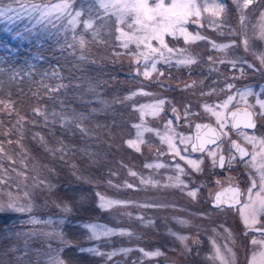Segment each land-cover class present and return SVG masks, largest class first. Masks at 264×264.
<instances>
[{
    "label": "rangeland",
    "instance_id": "obj_1",
    "mask_svg": "<svg viewBox=\"0 0 264 264\" xmlns=\"http://www.w3.org/2000/svg\"><path fill=\"white\" fill-rule=\"evenodd\" d=\"M142 2L143 0H120V3L128 5ZM164 2L165 6L168 7L173 2L180 3L181 0H164ZM204 2L209 6L210 10L203 12L199 18L202 26L193 23L197 19L196 17H190L188 23L184 26L193 35L199 33L206 39L190 41L186 44L183 37L177 39L165 34V43L175 49H185L186 55H190L195 59L197 56L192 53L195 48L216 49L212 47V43L229 45L224 50L226 55L223 58H235L253 64L254 68L252 69L255 75L252 80L238 83L234 79H230L228 82L234 83L237 89L250 87L255 93L260 94L261 98H264V68L260 65L259 60L260 54H264V36H262L264 34V20L260 17V11H264V6L256 8L255 11L252 10L255 5L250 6V9L245 10V20L242 23L240 13L233 0H217V2L225 5V11L221 13L220 17L212 15V12L215 11V9L211 8L213 0H204ZM89 3L90 0H75L74 7L76 9H86ZM147 3L152 8L156 3H159V0H147ZM86 18L87 15L81 17L82 20ZM105 19L107 25L99 28L100 36L97 38L96 43L101 47H103L104 43L107 45L105 48L98 49L88 43L89 56L92 54V57L90 56V64L85 65V69L88 68L85 73L90 75L91 78L102 80L100 85H103V90L101 91L98 90V87L93 82L90 85L94 88L97 101L94 108L104 103L112 106L119 104L118 106L121 108L122 113V125L119 127L122 135H116L115 141H108L103 136V142L107 144L112 153L111 163L107 166L109 168L108 172L104 171L97 176H86L83 174L77 177H79L78 183L91 186L96 195L95 203L98 208H100L98 193L105 197V201L117 200L128 203L116 204L102 209L104 218L101 217V212L92 218L84 219V221L80 220L82 223L74 221L83 226L80 228L85 233L86 243L81 244L79 249L99 247L102 252H111L115 249L133 250L127 255L118 253L107 261V264H133L134 261L136 264H222L221 258L218 257L215 261L212 259L215 251L213 241H215L216 247L220 249L221 257L224 261H228V264H253L254 256L255 264H264V260L260 256V253L264 252V246L251 244V238L254 235L252 232H249L247 236L244 234L246 229L239 211L226 207L215 210L210 205L214 192L222 185L228 183L229 177L234 180V174L237 172L235 173L232 168H226L225 170H220V168L213 169L211 160L206 157V154L192 153L193 159L204 157V163L201 165L203 171L193 172L179 157L173 160L172 154L167 151V144L161 143L160 136H157L155 131L148 132L141 129L145 143L140 146L141 151L139 153L128 147L126 143L129 139H136L137 129L134 125L142 124L146 128L158 130L163 135L166 131L164 125L168 119L173 120L176 132L193 137V127L196 121L207 119L216 121L214 116L204 112L203 104L207 103L213 106L221 104L227 99L229 94L227 89L224 86L222 88L224 91L219 89V91L215 90V92H212L195 74L187 75L188 72L183 76L179 71L175 70L174 73L176 74L173 76L170 75L172 72L166 75L169 65H173L172 68L182 66L176 64V56L173 57L171 64L163 62L157 64V68L164 71V76H158L156 72H153L150 78H145L142 74L137 75L135 70L138 65L134 62V59L140 58L139 69L142 73L143 57L132 56L130 53L148 50L143 44L137 49L135 42H130L128 49L121 47V41L116 40V36L120 35L116 28L121 27L129 35L138 36L142 34L144 25L148 28L154 27V21L144 17L143 24H136L134 11L129 12L124 23H119L116 20V16L111 13ZM213 19L222 21L219 27L210 25L209 21ZM156 22L163 24V20L159 18H157ZM128 24H132L133 27L128 28ZM46 32L49 31L46 30ZM90 33L85 34V38L88 41L91 40L88 36ZM245 41H247V46ZM150 43L152 47H160L159 42L155 39H152ZM165 54L167 55L166 50ZM100 55L102 56L100 57ZM247 63L244 65H247ZM193 81H196V84L193 85ZM161 82L164 86H161ZM185 84L191 86L186 88L184 87ZM169 85L170 87H168ZM141 89L152 95L140 94ZM107 91L109 94H107ZM133 93H136V95H132ZM201 93H206V95H201ZM219 96H221L220 100L217 99ZM158 98L169 99L181 112L183 105H190L191 112L195 114L191 117V125L189 126L183 118L177 125L168 104L165 105V111L161 112L159 116L154 117L149 114L145 115L143 120H141L138 111L139 106L152 103ZM248 100L249 103L255 102L254 97H249ZM98 103L99 105H97ZM236 103V101H233L229 105V109ZM216 110L221 111L219 108ZM225 131H228L229 137H232L230 123L225 128ZM168 134L171 135L172 133L169 132ZM179 146L183 148V145ZM157 148L162 149L165 153L158 158L156 154ZM226 148L227 145H225ZM257 152H259L258 146ZM182 154L187 155V153ZM106 158V156H103L104 165ZM146 163H164L167 165L179 163L189 173V175L180 176V179L188 184V189H199L196 199L189 197L187 190L181 191L176 187L165 186L174 182L169 180V177L176 175L174 167L145 168L144 165ZM13 169L16 171L15 180L12 182L14 183V188H0V198L7 201L9 194L14 197L19 196L21 203L28 202L32 205V214L30 216L26 214L23 217L24 213L18 212L20 215L15 219L18 223L7 230L9 236L15 241L13 246L15 249L14 260L9 264H50L51 259L56 255L63 261V264H69L64 257L63 250L74 243L68 238V231L65 227L67 226L66 222L70 221V216L68 215L73 213L74 210L71 209L69 204H66L70 211L63 213L65 205L49 200V198L40 201L38 195L42 196L41 189L43 186L39 185V181L37 179L28 180L21 169L16 167ZM129 170L136 172L137 176H131ZM18 173L19 175H17ZM113 173L115 174L113 175ZM244 175L242 176L245 179ZM141 178H150L152 181H159V183L156 186L142 184ZM109 180H111V184H109ZM217 181H221L222 184L218 185ZM245 182V184H249L246 179ZM129 183L133 185L132 188L126 187V184ZM255 190L258 191L259 189ZM25 192H29L31 195L25 197ZM146 203L164 206L141 207V205ZM47 204L55 205L62 210H58L57 213L45 210L38 212L40 210L39 207H44ZM141 216L145 218L143 223L138 219ZM31 217L39 219L42 223L35 226L31 223H23ZM261 219L264 220V217ZM148 220H151L152 223H147ZM45 221L48 223H43ZM178 221H187L188 223L181 224ZM19 223L23 224L19 225ZM90 223L106 225L118 231L124 229L132 233V235L101 236L99 240H89L88 236L90 233L84 225ZM33 231L36 234L24 235ZM17 233H21V235L17 236ZM55 233H60V236H56ZM172 233L185 236L188 239L182 243ZM193 240H198L199 243L194 244ZM141 248L145 251L159 249L163 255L143 257V254L139 251ZM229 249L231 250L230 252L228 251ZM92 256L98 258V260L100 259L98 264H105L103 257Z\"/></svg>",
    "mask_w": 264,
    "mask_h": 264
},
{
    "label": "snow or ice",
    "instance_id": "obj_2",
    "mask_svg": "<svg viewBox=\"0 0 264 264\" xmlns=\"http://www.w3.org/2000/svg\"><path fill=\"white\" fill-rule=\"evenodd\" d=\"M16 5L18 6L16 9L11 7L8 8H0V17H5L11 22L13 19H20L22 16H27L29 19H35V23L37 25H42L45 30L51 29L56 30V34L59 36L60 34H68L70 33L71 39L68 38V35L64 36L63 44L61 45V51L72 49L73 55L75 54V50L78 48L80 51V59H86V46L89 41L85 38V34L88 32L92 33L93 41H95L100 36L99 28L101 26H106L107 21L106 17H109V14L116 16V20L119 23H124L125 18L128 16L130 11L135 12V23L143 24V18L146 17L149 20H153L155 26L148 28L146 25L143 26L141 35H129L128 32H125L123 28L117 27L116 31L120 33V35L116 36V40L121 41L120 46L124 49H128L130 42H135L137 49L140 48V45L143 44L148 51H138L135 53H130L132 56L143 57L144 65L143 72L141 73L139 69L140 60L137 59L136 63L137 67V75H143L145 78H150L153 72H156L158 76H164L165 73L163 70L157 68V64L163 62L165 64H171L173 62V57L176 56V64L182 66H190L197 63V60L190 55H186L185 49H175L173 47H169L168 44L165 43L164 35H171L174 38L183 37L185 43H189L190 41L196 40H204L206 37L197 33L193 35L188 32L186 27L184 26L188 23L190 17H196L197 19L193 21V23H198L199 18L201 17L203 12H208L209 6L204 2V0H181L180 3L173 2L170 6L166 7L164 0H159V3H156L154 7L150 8L147 0H143L142 3L128 5L120 3V0H90L88 7L76 9L74 7L75 0H14ZM233 3L236 5L240 13V19L243 23L245 20V10L250 9V6L255 5V8L252 10L255 11L256 8L260 6H264V0H233ZM211 8L215 9L212 12L214 17H220L221 13L225 11V5L223 3L217 2V0H213ZM8 12H15L14 16L6 15ZM151 13V15H149ZM87 15L86 19H81L82 16ZM260 17L264 20V11H260ZM157 18L163 20V24L157 23ZM211 26L219 27L222 21L213 19L209 21ZM78 26H82L83 31L77 32ZM128 28H132V24L127 25ZM51 34V33H50ZM264 36V34H262ZM155 39L159 42L160 47H152L150 41ZM247 46V41H245ZM212 47L219 49L221 51L226 50L229 45L227 44H216L212 43ZM165 50L167 55L165 54ZM182 57V58H179ZM260 65L264 68V54H260L259 56ZM208 61L211 65L216 64H227L230 65L232 69H237L240 73V76L246 75V70L243 67L246 61L238 60V59H227L220 58L216 59L213 56L208 57ZM247 68L252 69L254 65L251 63H247ZM33 67L29 66L27 69H9L7 74L9 76V83L15 82L18 78L24 76H31L33 74ZM210 71H219L218 68L210 67ZM5 75V70L0 68V77ZM45 78L48 77V73L45 72L42 74ZM51 76L57 79H61L58 68H53L51 71ZM235 79V77H233ZM196 84V81H193V85ZM161 86H164L161 82ZM191 85L185 84L184 87H190ZM44 94L50 99H56L57 97L54 95L59 93L62 89H66L69 87V84L58 83V84H44ZM170 87V85L168 86ZM225 89L228 91L227 99L224 100L219 105H209L207 103L203 104V109L205 113H210L211 116L216 118L217 128H213L209 124H195V128L197 130V134L195 137L185 136L182 133L176 132L175 127L173 126V120L168 119L164 125L166 131L163 135L158 130L152 128H146L142 124L134 125L137 129L136 139H129L126 141L128 147L133 148L136 152L141 151V145L145 143L142 131L153 132L155 131L157 136H160V140L162 144H167V151L171 153L173 156V160L176 157H179L180 160L184 161L193 172H202L203 169L201 165L204 163V157L200 159H193L192 153H204L206 157L211 160V167L213 169H231L236 163H243L246 169L257 170L259 175V182L255 179V174L250 176V187L247 190V198L241 199V197L245 194L241 193L238 187H231L229 189H225V192H230L231 195L227 198H223L222 192H217L214 199V206L216 208H220L221 205H227L229 208L236 207L239 205V213L243 220L245 226V235L247 236L250 231L256 232L259 235L253 236L251 238V244L254 246H264V220L261 218L264 217V136H257L255 132L249 134L247 132L242 131L241 129H256L257 122H264V98L260 97V94L255 93L250 87H245L244 89H237L234 83L228 82L226 78ZM224 91V89H221ZM212 92H215V89H212ZM140 94L142 95H152L151 93L144 92L142 89L140 90ZM132 95H136L133 93ZM201 95H206V93H201ZM254 97L255 102L249 103L248 98ZM128 99V98H126ZM236 101L235 110H229V105ZM103 103V101H101ZM168 104L170 106V111L172 115L175 117L177 125L180 120L183 118L186 123L191 125V117L195 115L191 112L190 105H183L182 112L180 109L176 107V105L172 104L170 100L166 98H158L154 100L152 103L146 105H140L138 108L140 119L143 120L145 115H152L154 117L159 116V114L165 111V105ZM219 108L221 111H217ZM12 103L10 101H5L0 99V111H6L7 114L11 117L12 113ZM95 111V110H94ZM33 112L36 115H39L43 118V124L48 126L50 123H56V117L60 114L51 113L49 114L47 110L35 108ZM71 119H65L63 117L60 118L59 123L61 127L68 128L71 126H75V128L81 132L82 135H87L89 129L83 127V121L88 119V117L84 116L82 113H76L72 111L69 113ZM51 116V119H50ZM2 121H0V125H2ZM33 123H36L33 121ZM231 124V129L236 130L237 135L242 137V139L247 143L252 145V151L250 152L246 147L242 146L241 143H238L236 140H232L229 137L228 131H225V128ZM208 129V132L202 137L200 135V129ZM26 131L25 127V117L20 116L18 113L16 115V120L14 123L9 124V128L3 131L4 139H0V169H3V172H0V188L6 187L11 182V178L7 177L5 173L11 169V166L5 167L4 160L11 161L13 159L12 155L7 154V149L5 148V144H12L13 141L8 139L10 136H16V143L22 142V137L24 132ZM172 134L169 135L168 133ZM39 136V133L35 134ZM35 138V136H34ZM43 140V137H40ZM227 142V148L225 149V143ZM179 145H183L181 148ZM210 145L212 147H210ZM257 146L259 147V152H257ZM182 153H187L184 155ZM226 153V154H225ZM157 158L161 155H164V151L160 148L156 149ZM19 155H24L23 149L20 150ZM62 156V153H61ZM259 156V160H258ZM248 158V159H246ZM145 168H165V167H174L176 170V175L174 177H169V180L174 181L171 184L165 185L166 187H176L181 191L187 190V195L192 199H196L199 189H188V184L180 179V176L189 175L188 172L179 164L175 163L174 165H167L164 163H146L144 165ZM115 173H113L114 175ZM129 174L133 177L137 176V173L129 170ZM19 175V173L17 174ZM228 182L233 183V179L231 177L228 178ZM41 185L43 182H40ZM111 180H109V184H111ZM142 184H152L156 186L159 181H152L149 179L141 178ZM218 185H221V181L216 182ZM47 187L50 189L52 186L48 184ZM126 187L132 188V184H126ZM258 187V191L253 193V189ZM25 197H29L31 193L25 192ZM99 196V207L101 209H105L107 207H111L116 204H125L128 202L125 201H117V200H108L105 201V197L97 194ZM164 205L160 204H150L146 203L141 205V207H163ZM32 205L28 202L21 203V198L19 196H12L9 194L7 201H4L3 198H0V212L4 211H12V212H30ZM65 212L70 211V209L65 205ZM138 219L143 223L145 222V218L143 216L138 217ZM181 224H187V221H178ZM23 223H31L34 226L36 224L42 223L39 219L35 217H31L28 221ZM47 224L48 222H43ZM147 223L151 224L152 221L148 220ZM85 228L89 230L90 235L88 236L89 240H99L101 236L103 237H111L113 235H129L132 233L127 232L124 229H120L119 231L108 227L106 225L90 223L85 224ZM36 234L33 231L30 234L24 235H34ZM44 235H52L45 234ZM17 236L21 235V233H17ZM56 236H60V233H55ZM172 235H176L177 239H179L182 243L185 242L188 238L182 235H177L176 233H172ZM193 243H199L198 240H193ZM214 247V255L212 257L213 261H215L218 257L221 258L222 264H228V261H224L221 257L220 249L216 247L215 241H213ZM185 248L187 249V245L185 244ZM15 251V249H13ZM81 252L91 253L95 256H101L105 259V264L107 261L111 260L113 256H116L118 253H122L127 255L129 252L133 251L132 249H115L111 252H102L99 247H91V248H81ZM139 251L143 254V257H157L163 255L159 249L155 251H145L144 249H139ZM231 251L230 249L228 250ZM262 260H264V252L260 253ZM50 264H63V261L59 258L58 255L54 256ZM133 264H136L134 261ZM253 264H255V256L253 257Z\"/></svg>",
    "mask_w": 264,
    "mask_h": 264
},
{
    "label": "trees",
    "instance_id": "obj_3",
    "mask_svg": "<svg viewBox=\"0 0 264 264\" xmlns=\"http://www.w3.org/2000/svg\"><path fill=\"white\" fill-rule=\"evenodd\" d=\"M8 7L16 9L18 6L14 0H0V8ZM6 15L14 16L15 12H8ZM47 31L49 32H46L42 25H37L34 18L22 16L9 22L5 17H0V68L5 70V75L0 77V99L10 101L13 109L11 117L6 111H0V121L3 122L0 125V139H4L2 133L9 128L10 122H15L17 113L25 117L26 127L21 143H16V136L8 137L13 143L5 144V148L13 159L4 160L3 163L5 167L10 165L11 169L15 167L21 169L28 180L39 181V185L43 186L42 196L38 195L40 201L49 198L62 205L69 204L74 210L68 215L70 221L66 222L65 227L68 238L74 243L63 250L69 264H98L100 259L80 251L79 246L86 243L85 233L81 231L82 225L74 221L82 223L80 220L92 218L101 212V217L104 218L103 210L95 203L96 195L91 186L78 183L77 176L83 174L97 176L109 171L107 166L111 163L112 153L103 142V136L108 141H115L116 135H122L119 127L122 125L121 108L119 104L112 106L107 103L94 108L97 101L94 88L90 85L93 82L100 91L103 90V85H100L102 80L93 77L92 79L85 73L88 69H85V65L90 64V56L92 57V54L89 56V45L86 46L87 58L82 60L78 48L74 55L72 49L61 51L64 36L68 35L71 39L70 33L58 36L56 30L50 26ZM82 31V26H78L77 32ZM88 36L92 47L98 49L106 47L105 43L103 47L98 46L97 39L93 41L91 33ZM29 66L34 69L31 76H24L9 83L7 74L9 69L22 67L27 69ZM53 68H58L61 79L51 76ZM245 70L247 73L245 80H252L255 75L253 69L246 67ZM45 72L49 74L47 78L42 75ZM58 83L69 84V87L54 94L56 99L45 96L43 85ZM35 108L47 110L49 114L55 112L60 115L56 117L54 125L50 123L45 126L43 118L33 112ZM72 111L88 117L82 124L89 129L87 135H82L74 125L68 128L61 127L60 118L70 120L69 113ZM36 133H39V136H36ZM40 137H43V140ZM21 149L24 152L22 156L19 155ZM103 156L107 157L105 165ZM0 172H3V169H0ZM15 174V169L5 173L11 178L6 187L14 188L12 182L15 180ZM48 184L52 186L50 189L47 187ZM39 208L38 212L45 210L57 213L58 210H62L48 204ZM26 214L30 216L32 212H24L23 217ZM19 215L20 213L12 211L0 212V264H9L14 260L15 241L7 230L18 223L15 219Z\"/></svg>",
    "mask_w": 264,
    "mask_h": 264
},
{
    "label": "flooded vegetation",
    "instance_id": "obj_4",
    "mask_svg": "<svg viewBox=\"0 0 264 264\" xmlns=\"http://www.w3.org/2000/svg\"><path fill=\"white\" fill-rule=\"evenodd\" d=\"M195 56H197L196 60L197 63L190 65V66H175L174 68L173 65H169L167 67L166 70V75L169 74L170 72H172V74H170L171 76H173L175 72V70L179 71L181 73V75H190V74H195L200 80H202L207 86L208 89L210 91H212V89H215L216 91H219V89L224 88L225 86V82H226V78L229 81L230 79H233V77H235V81H237L238 83L245 81L246 75L244 76H240V73L237 69H232L230 65L227 64H216V65H211V63L208 61V57L211 55L216 59H220L225 57L226 53L224 51L221 50H216V49H212V48H208V49H198L195 48L192 50ZM210 67H215L218 68L219 71H210ZM243 67L246 69L247 65H243ZM136 73V72H135ZM218 100L221 99V96L217 97ZM169 100V99H168ZM235 108V105L233 107H231L229 110H232ZM200 122H211L212 124H214L215 126H217L216 121H214V119H207V120H198L196 121L195 124L200 123ZM218 127V126H217ZM195 125L193 127V137L195 135ZM244 132H248V133H253L255 132L256 135L258 136H264V122H257V128L256 129H241ZM230 139L232 140H236L238 143H241L242 146L246 147L250 152L252 151V145L247 144L242 137L237 135L236 130L232 129V137H230ZM225 145H227V142L225 143ZM210 147H212L210 145ZM196 154H202V153H196ZM226 154V153H225ZM248 159V158H246ZM258 160H259V156H258ZM208 165V164H206ZM226 169V168H225ZM225 169H220V170H225ZM232 169L235 171L236 174H234V182L233 183H226L224 185H222L221 187H219L213 194V198L211 200V207L212 209L218 210L221 208H229L227 205H222L220 208H216L212 205V202L214 200V195L215 193L220 189L223 188L225 186H227L228 188L231 187H238L240 192L245 194L241 197V199H246L247 196V190L250 187V176H252L253 174H255V179L257 180V182H259V175L257 173V170L255 168L249 170L245 168V165L243 163H236L233 165ZM245 174V175H244ZM245 176V179L247 182H249V184H245V179L243 178V176ZM210 181V180H209ZM258 189V187L256 188ZM257 190L253 189V193L256 192ZM240 206L237 205L236 207H231L233 208L235 211L238 210ZM252 232V231H250ZM252 234L254 236H258L259 234L256 232H252ZM252 252V250H251Z\"/></svg>",
    "mask_w": 264,
    "mask_h": 264
},
{
    "label": "water",
    "instance_id": "obj_5",
    "mask_svg": "<svg viewBox=\"0 0 264 264\" xmlns=\"http://www.w3.org/2000/svg\"><path fill=\"white\" fill-rule=\"evenodd\" d=\"M197 24H199V25H201L202 26V22L201 21H199ZM137 59H139L140 60V58H135L134 59V62L136 63V60ZM135 72L137 73V69L135 70ZM232 110H235V108L234 109H232ZM199 124H209V125H211L213 128H217V130L219 131V129H218V127L217 126H215L214 124H212L211 122H200ZM208 132V129H204V128H202V129H200V135L203 137L204 135H205V133H207ZM197 134V130H195V135ZM195 135H194V137H195ZM225 189H229L227 186H225V187H223V188H220L217 192H222L223 193V198H227V197H229L230 195H231V193L230 192H225L224 190ZM216 192V193H217ZM216 193H215V195H216ZM215 195H214V199H215ZM212 205L214 206V200H213V202H212ZM222 206V205H221ZM215 207V206H214Z\"/></svg>",
    "mask_w": 264,
    "mask_h": 264
}]
</instances>
